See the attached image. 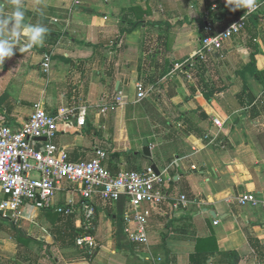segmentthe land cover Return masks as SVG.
Segmentation results:
<instances>
[{
    "label": "crops",
    "instance_id": "0c3cea01",
    "mask_svg": "<svg viewBox=\"0 0 264 264\" xmlns=\"http://www.w3.org/2000/svg\"><path fill=\"white\" fill-rule=\"evenodd\" d=\"M0 3L3 19L15 4ZM19 3L26 22L40 24L48 33L43 47L26 52L20 51L26 42L21 38L16 54L0 65V110L6 112L9 125L21 129L38 103L53 115L72 108L78 114L86 107L84 127L76 118L62 121L54 140L71 162H88L97 151H105V166L114 174L150 166L165 172L167 198L156 208L142 207L151 213L149 248L128 240L124 218L131 207L126 197L116 203L94 199L96 250L60 247L63 237H70L65 233L71 229L68 223L80 229L82 219L57 211L58 206L81 200L77 186L59 185L54 208L35 210L41 212L38 216L55 246L71 251L70 264H155L148 257L159 259L158 264H191V256L213 253L215 248L217 254L231 253L227 264H264V208L237 201L247 193L264 200V18L251 20L220 52L199 61L191 74L169 77L176 61L200 49L208 19L223 30L237 17L226 14L214 20L204 0ZM49 52L53 56L46 73L42 63ZM138 85L147 92L143 100H138ZM117 96L127 104L117 106ZM145 139L151 159L143 154ZM183 196L188 205L175 209L173 204ZM25 209L33 208L26 206L23 213ZM52 217L57 223L51 230L47 224ZM30 237L20 243L28 247ZM4 250L0 248V264H21L20 257L24 264H49L33 249L15 252L14 261ZM209 256L208 264H213L215 257Z\"/></svg>",
    "mask_w": 264,
    "mask_h": 264
},
{
    "label": "built area",
    "instance_id": "2783aa9c",
    "mask_svg": "<svg viewBox=\"0 0 264 264\" xmlns=\"http://www.w3.org/2000/svg\"><path fill=\"white\" fill-rule=\"evenodd\" d=\"M251 14L247 9L223 30H217L215 23L208 19L205 23V37L200 49L186 60L176 61L169 77L189 75L197 67L199 61H206L208 55L220 52L224 43L232 37L241 34L247 27L250 17L258 13L264 5ZM53 53H46L42 66L46 73L50 71ZM138 100L147 97V92L138 85ZM117 106H125L127 101L123 96L115 98ZM113 104H110L112 106ZM107 108H103L104 113ZM76 118L80 127L87 120V108L67 109L58 115L48 114L41 103L35 104L34 112L19 130L9 125L6 112L0 110V212L3 218L18 222L22 219L23 208L29 206L40 211L54 208V199L58 186L67 184L77 186L80 204L70 201L65 206H58L57 211L65 215H80L81 227L84 232L77 237V247L80 250L94 251L99 244L95 233L97 230V206L94 202L99 197L105 203H116L126 197L130 210L124 221L125 233L133 245L149 248L150 238L148 225L150 211H142L143 205L156 208L167 198L164 192L165 172L157 173L153 167L112 173L105 166L108 154L97 151L96 157L88 162L75 163L69 160L67 153L54 140L59 132V123ZM222 127L219 120L214 121ZM241 206L264 208L261 201L252 193L243 194L237 198ZM231 202V201H230ZM180 205L187 206L188 200L183 196L173 204L175 209ZM218 224V222H216ZM155 264L159 259L147 258Z\"/></svg>",
    "mask_w": 264,
    "mask_h": 264
},
{
    "label": "rangeland",
    "instance_id": "374dc122",
    "mask_svg": "<svg viewBox=\"0 0 264 264\" xmlns=\"http://www.w3.org/2000/svg\"><path fill=\"white\" fill-rule=\"evenodd\" d=\"M224 1L226 0H223V2ZM212 3H217V2L216 0H212ZM248 24H250V22ZM132 128L134 127L132 126ZM132 130L134 131V129ZM40 213L41 212L35 209H25L23 215L24 217H26V219H20L16 223L6 221L2 217H0V248L7 249L4 250L3 253L5 255H8L9 259H11L12 261H14L15 257L17 258V255L15 256V252L22 250V254L23 253L25 254L27 250L30 251V249H33L34 251H37L39 254L43 255V257L48 258L47 260L49 261V264H58L59 259L61 260V264H70V260L72 257H69L68 255L71 254V251L60 250L62 248L66 249L64 248L65 246L60 249L57 248L58 246L57 247L55 246L54 237L50 235L51 233H49L48 235V232L45 231L47 227L45 226L44 222H42L41 220L42 217L38 216L40 215ZM28 215H31L32 217H27ZM52 216L55 218L60 217V215H58L56 212H52ZM53 217L51 219L53 222L51 221L50 224H47L49 227H51V230H52L51 224L54 222L57 223L56 219ZM26 235L31 236L30 239L26 242L29 245L28 247L20 243L21 239L23 240V238H26ZM38 239H43L44 243H40ZM48 241H51V243L53 244H47ZM66 241H68L67 237H66ZM125 244H128V242H125ZM59 246L61 247V243L59 244ZM19 253L21 254V252ZM62 254L66 255L65 256L66 262L62 260L63 257ZM18 259H19L18 260L19 263L20 262L21 264L25 263L24 259H22L21 257ZM73 259H75V257H73ZM5 261L1 263L10 264V261L9 262H5Z\"/></svg>",
    "mask_w": 264,
    "mask_h": 264
},
{
    "label": "clouds",
    "instance_id": "9594fccd",
    "mask_svg": "<svg viewBox=\"0 0 264 264\" xmlns=\"http://www.w3.org/2000/svg\"><path fill=\"white\" fill-rule=\"evenodd\" d=\"M13 2L15 7L11 14L0 19V65L16 54L21 38H26V42L22 44L20 51L26 52L34 47H43L48 33V29L40 24L27 23L19 0ZM226 4L232 12L247 9L246 14H251L260 6L257 0H226Z\"/></svg>",
    "mask_w": 264,
    "mask_h": 264
},
{
    "label": "trees",
    "instance_id": "16d2710c",
    "mask_svg": "<svg viewBox=\"0 0 264 264\" xmlns=\"http://www.w3.org/2000/svg\"><path fill=\"white\" fill-rule=\"evenodd\" d=\"M206 1H207L208 9H210L211 14L213 16L212 18L214 20L224 18L226 14H229V15L231 14V15H233L235 17H238L243 11V9L237 10L235 12L230 11L229 7L227 6L226 3L223 2V0H216L217 3H212V0H206ZM262 1L263 0H257V3H260ZM261 13H264V5H263V7L260 9V11L258 13H255V14H253L250 17V19L248 20V23L251 22V20H253V19H257V20L261 19V18L263 19L264 15H262L260 17ZM138 26H139V23L138 24L136 23L135 27H138ZM71 220H73V219L70 218L69 221H71ZM71 223H73V222H69L68 223V226L71 228V229H69L70 230L69 234H68V231L65 232L66 235H70V237H68V241L69 242L66 241V238L63 237V239L61 241L63 243V245L61 244V247L65 246L64 248H75L76 244H77V242H76L77 237L79 236V234H82L84 232V230L81 229V228L80 229L73 228V226H72L73 224H71ZM120 225H121V222H120ZM121 230H122V225H121ZM87 250L88 249H86L85 251H87ZM210 252H213V253H196L197 255L191 256V264H208V260L210 258L209 254H212L215 257V259L213 261V264H221L223 262L222 261L223 259H225L224 260V264L232 262V260L230 259L231 253H221V254L218 253L217 254V252H218L217 248H215V250H213V251L211 250ZM87 256L90 257L88 252H87ZM225 261L227 263H225Z\"/></svg>",
    "mask_w": 264,
    "mask_h": 264
},
{
    "label": "water",
    "instance_id": "95a60500",
    "mask_svg": "<svg viewBox=\"0 0 264 264\" xmlns=\"http://www.w3.org/2000/svg\"><path fill=\"white\" fill-rule=\"evenodd\" d=\"M143 154L147 158H150V159L152 158L151 146L147 139L143 141ZM153 168L157 171V173H160V171L157 169L156 166H153ZM206 212H209V211L207 210ZM210 215H212L214 218L218 217V215L213 211H210Z\"/></svg>",
    "mask_w": 264,
    "mask_h": 264
}]
</instances>
